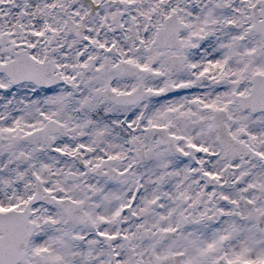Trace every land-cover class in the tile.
Listing matches in <instances>:
<instances>
[{"label":"snow or ice","instance_id":"obj_1","mask_svg":"<svg viewBox=\"0 0 264 264\" xmlns=\"http://www.w3.org/2000/svg\"><path fill=\"white\" fill-rule=\"evenodd\" d=\"M0 264H264V0H0Z\"/></svg>","mask_w":264,"mask_h":264}]
</instances>
